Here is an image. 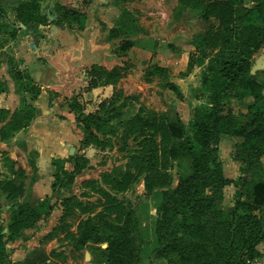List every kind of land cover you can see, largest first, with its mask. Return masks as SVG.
Here are the masks:
<instances>
[{
	"label": "trees",
	"instance_id": "1",
	"mask_svg": "<svg viewBox=\"0 0 264 264\" xmlns=\"http://www.w3.org/2000/svg\"><path fill=\"white\" fill-rule=\"evenodd\" d=\"M18 1L16 17L20 24L28 26L48 23L47 17L41 13L39 1ZM178 2L186 9L199 12L206 22L214 20L217 23V26L210 25L203 36V46L214 54V67L210 69L212 74L205 76L202 81L212 100L191 110L192 131L186 136L179 132V141L176 140L174 122L154 115L144 125L146 132L159 139V146L150 159L132 158L129 172L121 174L118 181L105 176L103 182L115 193L122 194L143 177L144 188L151 195L155 190L167 188L171 184L169 169L173 164L184 168L186 176L179 178L173 190L164 191L167 202L164 204L163 221L159 227L158 238L163 246L160 254L167 258L175 257L186 264H256L264 256L258 249L264 244V207L259 215H255L248 207L244 212L242 205L245 204L242 203H237L235 211H219L214 216L213 233L207 228L205 216L216 210V200L205 199L202 194L214 185L223 188L228 184L219 159L221 136L241 139L240 146L246 149L253 147L257 151L258 159L264 155V83L250 74L253 56L264 48V0ZM5 16L6 12L0 6V21ZM7 29L6 25L0 27V31ZM16 33V30H12L11 37H15ZM130 47L131 44L125 43L122 49L126 51ZM195 65L193 57L190 56L187 71L181 73V77L188 76ZM10 74L22 88L32 84L29 75L24 71L14 70L13 64ZM119 77L120 74L114 71L108 74L104 83H115ZM99 78H102L101 74ZM2 85L0 84V93L3 91ZM166 86L180 100L183 99L177 85L169 83ZM31 91L36 98L41 89L33 86ZM232 99L249 101L247 121L243 124L235 117L226 115L229 110L228 103ZM112 103L114 104V99ZM107 105L102 103L99 112L106 109ZM71 108L77 110L81 107L74 101ZM35 116V107L28 105L23 98L22 107L13 114L0 108V124H3L0 129L1 139L9 140L15 133L26 129ZM78 122L84 133L88 134L93 126L102 122V118L100 113H94L80 118ZM82 144L86 147L85 138ZM77 174L76 169L68 171L58 165L53 184L54 193L59 194L61 188L73 184ZM223 182L227 184L222 186ZM1 186V190L10 192V200L16 201L19 196H23L22 186L14 188L10 183ZM99 193L107 200L105 211L109 216L124 213L121 202L110 197L107 192ZM52 209L49 200L40 202L36 208L25 202L12 206L6 233L0 223V264H11L6 250L7 244L19 238L25 229L35 228L40 220L51 214ZM177 223L182 225V237H178ZM90 227L87 225L81 230L79 245L108 244V264L134 263L133 242L128 239L125 231L108 225L111 232L103 234L98 231L100 227ZM183 237L188 238L189 243H185ZM213 242L216 243L215 251L212 249Z\"/></svg>",
	"mask_w": 264,
	"mask_h": 264
},
{
	"label": "crops",
	"instance_id": "2",
	"mask_svg": "<svg viewBox=\"0 0 264 264\" xmlns=\"http://www.w3.org/2000/svg\"><path fill=\"white\" fill-rule=\"evenodd\" d=\"M37 1L41 4V13L48 19L46 25L24 26L17 20L16 10L13 12L17 33L15 37L10 35V38L21 44L16 53L20 66H15V59H12L13 62H5L0 57V84H3L0 108L13 114L22 107L23 98L36 109V116L26 129L15 133L9 140L0 137V186L6 183L12 184L14 188L22 186L23 196H19L16 201L12 200L11 206L25 202L36 208L40 202L49 200L53 209L35 228L25 229L19 238L7 244L11 264H30L33 261L53 264L54 258L61 254L58 249H50L57 239L48 240L51 233H56L62 216L53 184L58 165L68 171L75 170L71 161L78 154L88 153V148L82 144L86 134L78 122L80 118L98 113L102 103L109 104L116 97L126 99L128 107L133 110L137 106L146 110L143 105H152L147 107L152 108L148 110H153L152 113L155 112L159 117L164 116L163 113L168 115L172 110H176L177 115L185 113V105L191 114V110L197 106V102L192 106L178 98L182 101L179 102L173 97L174 92L166 86L172 83L181 88L180 83L192 76L189 73L183 78L181 73L187 71L193 45L198 37L195 29L200 23L189 19L186 14L189 8L182 15L176 16V10L184 8L178 0ZM8 2L4 0L0 3L5 12L10 5ZM139 13L144 17H138ZM136 16L147 30V35L125 32L124 26L136 21ZM4 33V30L0 31V37L5 36ZM146 39H150V47L140 45L139 42L143 43ZM125 43L131 44L126 51L122 49ZM119 47L120 50L117 49ZM65 54L70 56L74 65L82 68L75 75L79 83L70 92L68 99L49 90L51 84H60L58 71L49 60L54 59L65 65ZM120 54L123 57H119ZM12 64L14 70L29 75L32 81L30 86L22 88L12 79ZM115 70L120 74L118 80L115 83H104L108 74ZM33 86L41 89L36 98L31 91ZM74 101L80 109L72 110ZM143 109H139V112ZM2 126L0 124V129ZM231 138L221 136V142L225 146ZM31 174L34 179L30 180ZM9 194L0 189L1 197L7 199ZM222 201L225 203L226 199ZM7 209L2 206L0 211V215L9 217L7 223L3 224L1 220L4 233L7 232L12 215ZM73 234V231H67L65 236ZM84 248L90 249L84 254L85 264H105L107 254L104 247H101L104 250L102 261L97 252L99 247L86 244ZM52 252L55 254L51 255ZM64 255L69 257L67 253Z\"/></svg>",
	"mask_w": 264,
	"mask_h": 264
},
{
	"label": "rangeland",
	"instance_id": "3",
	"mask_svg": "<svg viewBox=\"0 0 264 264\" xmlns=\"http://www.w3.org/2000/svg\"><path fill=\"white\" fill-rule=\"evenodd\" d=\"M1 2H4V0H0ZM8 3L10 5L7 7L6 19L0 21V27L9 25L4 33L5 36L0 37V57L4 58L5 62L8 60L13 62L12 59L16 60L17 48L20 43L19 41L13 42L10 35L12 30H15L13 12L16 10L19 1L9 0ZM189 10L186 13L189 19L200 22L195 29L199 38H196L191 53V57L196 63L191 72L192 76L187 81L180 83V91L183 95L181 100L192 106L197 102L196 105L200 106L208 104L212 100L211 94L205 91L202 81L205 76H211L210 69L214 67V54L203 46L204 31H207L210 25L217 26V23L214 20L206 22L199 12ZM184 11H187V9L180 7L176 10V16L182 15ZM137 16L144 17L140 13ZM128 18L130 19V17ZM124 29L125 32L132 35L148 34L138 18L133 23H129L128 26L125 25ZM139 43L140 45L151 46L150 39ZM121 47L117 49L120 50ZM123 54H120L119 57H123ZM15 66H20L18 60H16ZM100 70L104 71L102 68ZM115 71L117 72V70ZM252 71H254L253 75L251 74ZM250 74L257 76L264 83V48L253 56ZM172 95L179 101L180 98L178 99L175 96L176 94L172 93ZM167 100L169 101V98H166ZM168 105L170 106V104ZM248 105L249 101L247 99H232L227 106L229 109L226 112L227 117H235L241 124L245 123L247 121ZM143 106H146V110L142 106V108L137 106L133 110L128 107L126 99L116 97L114 98V104L110 101L107 105V110L103 109L98 112L102 122H99L98 126H93L90 132L85 135L88 153L85 155L78 154L71 161L78 171L75 176V183L73 182V184L61 188L59 194L56 195L62 216L57 225L56 233H51L48 240L54 241L57 239L56 242L54 241L56 244L52 245L50 249L51 251L58 249L61 254L56 253L58 256L54 258L55 262L53 264H85L84 254L90 249L84 248L79 243H81L80 232L87 225L91 226L90 229L100 227L98 231L103 234L111 232L108 225H112L120 231H125L128 239L132 240V248L135 250L133 264H186L181 263L175 257L167 258L160 254V248L163 246L158 238L160 223L163 221L164 204L167 202L164 191L173 190L179 178L186 176L184 168L173 164L169 169V174L172 177L171 184L167 188L155 190L151 195L144 188L143 177L126 193L122 194L115 193L109 185L103 182L105 176H110L118 181L121 174L131 170L130 162L132 158L149 160L153 151L158 148L159 139L153 138L150 133L144 130V125L156 114H154L155 112L152 113L153 110H148L152 109L147 108L149 105ZM149 107H152V105ZM184 108L187 112L178 114L180 118H178L176 110L169 111L168 115L167 113L162 114L164 115L162 117L171 119L174 122L173 127L177 132H175V136L178 141L181 136L179 132H183L186 136L192 131L191 114L188 112L186 105ZM139 109L143 110L139 112ZM223 144L221 142L219 146V159L228 184L223 182L222 186L225 183L227 184L223 188L220 185H214L207 188L202 194L205 199L216 200L214 205L216 210L205 216L207 228L213 233H215L213 230L215 228L214 216L219 211H235L237 203H242L245 204L242 205L244 212L248 207L253 210L255 215H259L264 207V155L258 159L257 151L253 147L249 149L242 148L240 146L241 139L232 137L225 146ZM29 178L30 180L34 179L33 174ZM99 191L107 192L110 197L121 202L124 213L122 215L115 213L109 216L105 211L108 206L107 200ZM222 199H226L225 203ZM11 205L12 200L0 196V211L2 206L10 211ZM8 219V216L0 215V223L1 220L3 224L7 223ZM181 226L178 223L176 224L178 237H182ZM67 231H73L74 234L65 236ZM112 235H114V232ZM183 239L185 243L190 241L188 238L183 237ZM215 244V242L212 244L213 251L216 248ZM73 245H75L74 248ZM87 245L99 247L97 252L101 258L100 261H102V255L104 254L101 247H104L108 259V244L94 245L88 243ZM70 246L72 248H69ZM260 249L264 253V245L260 246ZM64 253H67L69 257H66ZM53 254L55 252L51 253V255ZM39 263L42 262L39 260ZM30 264L38 263L33 261ZM105 264H108V260ZM256 264H264V256Z\"/></svg>",
	"mask_w": 264,
	"mask_h": 264
},
{
	"label": "water",
	"instance_id": "4",
	"mask_svg": "<svg viewBox=\"0 0 264 264\" xmlns=\"http://www.w3.org/2000/svg\"><path fill=\"white\" fill-rule=\"evenodd\" d=\"M65 57V65L58 63L54 59L49 60V63L58 71L57 77L60 82V84H51L49 90L64 99H68L70 92L75 89L79 83L75 75L82 68L78 65H74L73 62L70 61V56L68 54H65ZM251 74L253 75L254 71H252Z\"/></svg>",
	"mask_w": 264,
	"mask_h": 264
}]
</instances>
